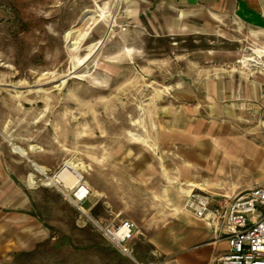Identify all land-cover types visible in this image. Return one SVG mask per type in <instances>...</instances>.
Masks as SVG:
<instances>
[{"label":"rangeland","instance_id":"rangeland-1","mask_svg":"<svg viewBox=\"0 0 264 264\" xmlns=\"http://www.w3.org/2000/svg\"><path fill=\"white\" fill-rule=\"evenodd\" d=\"M117 8L115 0H0V149L25 160L31 210L62 242L102 236L48 178L72 162L90 191L84 210L124 218L116 210L130 208L131 175L163 155L179 80L189 87L197 67L251 43L242 26L170 35L160 16H115Z\"/></svg>","mask_w":264,"mask_h":264},{"label":"crops","instance_id":"crops-1","mask_svg":"<svg viewBox=\"0 0 264 264\" xmlns=\"http://www.w3.org/2000/svg\"><path fill=\"white\" fill-rule=\"evenodd\" d=\"M115 4V16H160L170 35L220 36L242 26L251 43L227 61L197 67L189 87L179 80V105L163 127V155L145 158V167L131 175L130 208L116 210L139 228L132 258L102 237L62 242L51 235L31 210L25 160L0 149V264H216L228 253V240L193 215L188 200L199 194L212 206L224 205L264 186V0Z\"/></svg>","mask_w":264,"mask_h":264},{"label":"built area","instance_id":"built-area-1","mask_svg":"<svg viewBox=\"0 0 264 264\" xmlns=\"http://www.w3.org/2000/svg\"><path fill=\"white\" fill-rule=\"evenodd\" d=\"M80 182L86 188L82 196L71 192L61 181L53 180V184L86 216L83 225L89 223L112 247L132 258V241L140 233L137 224L129 219L91 217L83 208L90 191L81 175ZM187 206L197 218L207 219L217 226L228 240V253L216 264H264V186L239 192L228 203L216 206L211 205L207 196L195 194Z\"/></svg>","mask_w":264,"mask_h":264},{"label":"bare ground","instance_id":"bare-ground-1","mask_svg":"<svg viewBox=\"0 0 264 264\" xmlns=\"http://www.w3.org/2000/svg\"><path fill=\"white\" fill-rule=\"evenodd\" d=\"M115 6V5H114ZM88 18H86L87 20ZM70 37H73L75 34L70 33ZM94 55V54H93ZM65 78V77H64ZM14 150L19 152L21 155H25L26 152L20 148L19 146H14ZM35 169L44 172V168L39 166L38 164H33ZM75 168V167H74ZM30 175L29 178H31ZM53 180L61 181L65 187H67L71 192H75L78 196H82L86 192V188L80 182V175L73 169V164L70 161H66L64 166L56 173H54L53 177L48 178V182L53 183ZM29 181V180H28ZM44 182V181H43Z\"/></svg>","mask_w":264,"mask_h":264}]
</instances>
